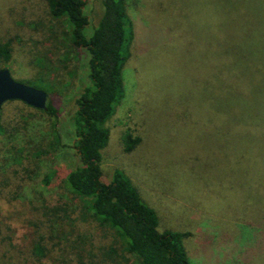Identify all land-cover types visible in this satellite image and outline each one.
I'll use <instances>...</instances> for the list:
<instances>
[{"label": "rangeland", "instance_id": "obj_1", "mask_svg": "<svg viewBox=\"0 0 264 264\" xmlns=\"http://www.w3.org/2000/svg\"><path fill=\"white\" fill-rule=\"evenodd\" d=\"M125 4L133 40L101 151L102 180L122 171L159 230L188 232L191 264H264V0ZM100 12L98 0H86L88 33ZM63 30L46 0H0V43H11L0 69L42 91L48 83L57 109L55 118L20 101L0 109L7 133L0 135V170L9 176L6 192L22 194L0 200L13 231L8 257L13 264H138L63 179L78 164L75 99L89 85V55L71 48ZM65 51L74 75L59 86L53 67ZM53 129L60 147L52 149ZM126 134L140 140L130 152ZM14 155L24 156L20 167L11 165ZM51 224V252L31 259L36 236Z\"/></svg>", "mask_w": 264, "mask_h": 264}, {"label": "trees", "instance_id": "obj_2", "mask_svg": "<svg viewBox=\"0 0 264 264\" xmlns=\"http://www.w3.org/2000/svg\"><path fill=\"white\" fill-rule=\"evenodd\" d=\"M98 1L101 12L96 25L88 33L86 0H46L49 15L64 26L63 32L70 47L77 51L85 50L89 55V85L75 99L76 111L72 121L75 135L73 148L78 164L65 173V185L95 221L114 232L124 251L135 257L138 264H191L183 245V240L189 236L188 232L159 230L154 210L141 199L137 189L122 171L114 170L108 182L102 180L101 151L109 140L108 121L114 113L115 105L123 97L119 73L130 55L133 30L125 0ZM0 53V62H8L10 41L0 43ZM72 59V55L65 51L53 67V71L60 77L59 86L66 84V76L72 78L74 75V70L70 68ZM41 85L48 97L47 110L36 111L55 118L57 109L50 97L49 84ZM12 102L17 101L9 103ZM6 134L0 125V135ZM51 135L52 149L59 148V136L54 129ZM139 142V138L126 134L123 138L124 151H132ZM23 158L22 155H14L11 165L20 167ZM8 177L3 176L0 170V200H16L22 196L17 189L6 192L10 187ZM51 226L48 234L38 233L36 236L29 252L31 259L41 260L51 252V247L45 243V238H57ZM12 234L11 227L3 223L0 215V264H13L10 262L11 257H8L15 248ZM60 243L52 245V249ZM59 250H65L64 243Z\"/></svg>", "mask_w": 264, "mask_h": 264}, {"label": "water", "instance_id": "obj_3", "mask_svg": "<svg viewBox=\"0 0 264 264\" xmlns=\"http://www.w3.org/2000/svg\"><path fill=\"white\" fill-rule=\"evenodd\" d=\"M10 101H20L31 108L46 111L48 97L42 90L14 81L8 69H0V109Z\"/></svg>", "mask_w": 264, "mask_h": 264}]
</instances>
